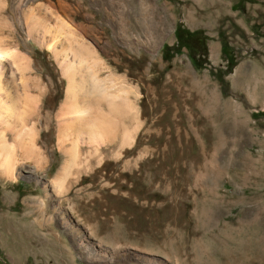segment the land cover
I'll use <instances>...</instances> for the list:
<instances>
[{"label":"rangeland","instance_id":"1","mask_svg":"<svg viewBox=\"0 0 264 264\" xmlns=\"http://www.w3.org/2000/svg\"><path fill=\"white\" fill-rule=\"evenodd\" d=\"M59 1L2 17L46 107L40 169L16 153L0 174V264H264V0ZM72 48L123 102L88 96L102 143L63 111Z\"/></svg>","mask_w":264,"mask_h":264},{"label":"bare ground","instance_id":"2","mask_svg":"<svg viewBox=\"0 0 264 264\" xmlns=\"http://www.w3.org/2000/svg\"><path fill=\"white\" fill-rule=\"evenodd\" d=\"M47 8H48V6H47ZM34 10H35V8H34ZM44 11H45V9H44ZM34 12L36 13V11H34ZM5 13H7V14L10 13V8L8 6V0H0V17H1L0 18V24L2 23L1 21H3V23L6 26H8V30H9V33L6 35H3L4 33L2 34L0 31V174L5 175V176H10L13 173V170H14L17 162H18L17 159H19V158H17L16 153L20 154L22 157H26V158L34 161L35 163L37 162L38 167L40 169L41 164H40L39 160L41 158L40 157L41 155L39 153H41V151H40V147H38L39 145H38V140L36 137V131H35L36 130V124L34 122V118L37 114L39 115V112H40L39 109L42 107H46V105L44 103V99H41L40 102H41L42 106L40 105L41 106V107L39 106L40 108L36 107V106H38L37 105L38 104L37 95H35V93L33 92V89L35 88L36 77L32 75L31 66L29 63L30 60H28L27 57H25V55L19 50L18 40H17L16 35H15L14 23L7 20V19L2 18L5 16ZM37 15H38V13H37ZM32 17H33V15L31 13V15H29L25 20V23L27 25L26 40L34 39V36H33L31 29L36 26L37 20H32ZM42 17H44V15ZM42 17H40V18H42ZM46 22H47V20H46ZM46 25H47V23L42 25L43 26L42 37L46 36V34H48V32L50 31ZM1 26H2V24H1ZM3 27H4V25H3ZM67 30H69V29H67ZM71 33H72V31H71ZM58 34H54L52 39L58 38L60 36ZM74 47H76V46H74ZM76 48L79 49L78 47H76ZM72 49H74V48H72ZM85 53H87V52H85ZM83 55L81 53L77 52V50H75V52L73 53L74 57L72 59H68L66 57L63 59V62H62L63 70L69 76V84L67 87V98H69L70 100L66 105L64 104L62 107L65 106L63 111L71 116L72 119L70 118V120L72 122H75V124H74L75 128L82 129V127L85 124L87 126H90V128L91 127L93 128V130L90 131L89 134H88V131L90 129H88V131H87V136L89 138V141H92L94 143L95 142H99V143L101 142L102 143L103 142V135L102 134L105 131L100 132L99 130L96 129L102 123V120L100 118L96 117L97 116L96 112H94L92 110V107H93L92 103L93 102H91L92 100H89L88 96L90 95V93H98V95H100L101 97L105 96V98L109 100L108 105H109V103L111 105L114 104V106H115L114 108H120L123 102L122 101H119V102L116 101L117 100L116 98L118 96L115 93L109 92L112 89L110 90L106 86L107 82L104 83V82L96 79L94 76H92V78H90L91 80L89 79V81H88V79L86 80L82 76L84 73V72H82V74H81L82 68L85 66L86 63H87L86 64L87 66H88V64H90V62L88 61V57H86V56L84 57ZM91 56H92V54H91ZM92 67H94V66H92ZM88 75H90V74L88 73ZM96 96H97V94H96ZM92 97H93V95H92ZM120 98H122V97H120ZM101 99H104V98H101ZM96 103H97V101H96ZM112 112H113V110H112ZM116 112H118V111H116ZM47 118H48L47 117V111H45L43 113V116H42V119L44 120L43 123H44L45 132L48 129V123H47L48 119ZM73 119H75V120L73 121ZM103 123L105 124V122H103ZM113 124L114 123H112V125ZM104 126L102 128H104ZM69 129H72V128H69ZM32 130L34 131V133L30 132ZM62 130H64V129H62ZM63 132H65V131H63ZM70 133H71V131H70ZM74 134H75V132H74ZM46 136H48V133H46ZM46 136H44V137H42V139H40V142L42 141L43 145L46 144ZM82 136H84V135H82ZM87 141H86V143H87ZM72 142H74V141H72ZM59 144H61V143L59 142ZM94 148H95V146H94ZM96 148H95V150L97 151ZM63 151L69 157L72 155L74 156V154H76V152H75L76 150L74 151V144H71L69 147H63ZM77 152H78V150H77ZM38 155H40V156L38 157ZM18 157H19V155H18ZM38 158H39V160H38ZM69 160H71V159H69ZM27 161H29V160H27ZM64 170L66 172V169H64ZM65 172H63V173H65ZM13 176H11V177H13ZM35 180H36V182H39V180L37 178H35Z\"/></svg>","mask_w":264,"mask_h":264},{"label":"trees","instance_id":"3","mask_svg":"<svg viewBox=\"0 0 264 264\" xmlns=\"http://www.w3.org/2000/svg\"><path fill=\"white\" fill-rule=\"evenodd\" d=\"M175 35L177 36V30L174 31ZM190 34H195V32H189ZM179 40L181 41V37H179ZM202 44V43H201ZM176 48L174 47H171V46H168V45H164L163 46V51H164V54L167 55V56H171L173 53H176L179 51V46L178 44L175 46ZM173 50V52L171 54H168V50ZM205 48H203V51H204ZM262 115H264V112L261 113Z\"/></svg>","mask_w":264,"mask_h":264}]
</instances>
